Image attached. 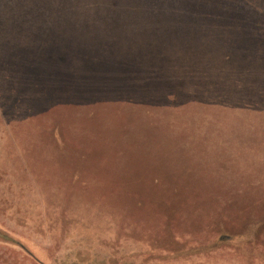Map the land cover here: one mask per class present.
I'll return each instance as SVG.
<instances>
[{
	"label": "rangeland",
	"instance_id": "rangeland-1",
	"mask_svg": "<svg viewBox=\"0 0 264 264\" xmlns=\"http://www.w3.org/2000/svg\"><path fill=\"white\" fill-rule=\"evenodd\" d=\"M235 1L0 0V264H264V87L211 26L264 0Z\"/></svg>",
	"mask_w": 264,
	"mask_h": 264
},
{
	"label": "trees",
	"instance_id": "trees-1",
	"mask_svg": "<svg viewBox=\"0 0 264 264\" xmlns=\"http://www.w3.org/2000/svg\"><path fill=\"white\" fill-rule=\"evenodd\" d=\"M174 1V0H172ZM179 2V0H177ZM235 0H183V4H186L189 8V12H205L210 8H217L218 10L229 8L231 10V3ZM245 5H238V0L235 1V6L232 9L243 10L246 8L253 9V5L249 4L247 0H240ZM215 6V7H214ZM255 8L251 11L258 10ZM223 11V10H222ZM246 15H235L225 20L226 18L219 17L212 19L211 26L213 28H223L226 25H230L232 30L234 45H232L233 52H224V60L226 62V69L234 75H239V81L234 80L235 89H240L241 84L245 83V79L248 80L249 89H256L261 85L264 87V16L255 19L252 14L240 13ZM240 29H239V26ZM205 26H208L207 23ZM251 30V31H250ZM221 32L222 29H220ZM250 31V32H248ZM224 35V33H223ZM224 43L217 45L218 50H223L227 46V39L223 40ZM221 42V41H220ZM231 88V86L228 85Z\"/></svg>",
	"mask_w": 264,
	"mask_h": 264
}]
</instances>
